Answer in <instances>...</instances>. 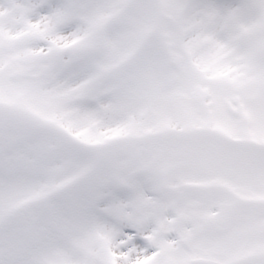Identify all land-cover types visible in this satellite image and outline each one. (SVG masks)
Instances as JSON below:
<instances>
[{
    "label": "snow or ice",
    "instance_id": "6c2138e0",
    "mask_svg": "<svg viewBox=\"0 0 264 264\" xmlns=\"http://www.w3.org/2000/svg\"><path fill=\"white\" fill-rule=\"evenodd\" d=\"M0 264H264V0H0Z\"/></svg>",
    "mask_w": 264,
    "mask_h": 264
}]
</instances>
